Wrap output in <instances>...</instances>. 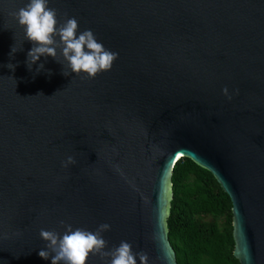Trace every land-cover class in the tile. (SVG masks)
I'll use <instances>...</instances> for the list:
<instances>
[{
	"label": "water",
	"instance_id": "water-1",
	"mask_svg": "<svg viewBox=\"0 0 264 264\" xmlns=\"http://www.w3.org/2000/svg\"><path fill=\"white\" fill-rule=\"evenodd\" d=\"M27 2L0 0V264H51L40 231L61 222L179 264L167 218L184 157L231 197L235 256L264 264V0H49L118 54L94 79L64 76L60 56L28 69Z\"/></svg>",
	"mask_w": 264,
	"mask_h": 264
},
{
	"label": "clouds",
	"instance_id": "clouds-1",
	"mask_svg": "<svg viewBox=\"0 0 264 264\" xmlns=\"http://www.w3.org/2000/svg\"><path fill=\"white\" fill-rule=\"evenodd\" d=\"M17 23L23 28L25 40L32 43V48L27 53L26 64L31 71L43 57L57 59L62 57L69 71H63L64 76L83 74L88 79H94L98 74L111 70L118 54L104 47L91 30L79 31L78 21L73 17L60 23L57 12L49 6V0H28L24 7L14 13ZM20 51L16 46L10 50V57ZM7 67L15 70V65ZM44 68L39 63L37 73ZM50 74V73H49ZM227 95V89L223 90ZM231 99V97H229ZM75 164V159L68 156L62 162V167L67 168ZM63 234L56 231L41 230L40 237L46 242L45 248L38 252L41 259L51 258V264H86L90 255L109 256V264H148L146 254L133 251L132 245L122 241L111 252H105L107 242L102 233L110 230V225L101 224L95 232L85 229H72L70 225Z\"/></svg>",
	"mask_w": 264,
	"mask_h": 264
},
{
	"label": "trees",
	"instance_id": "trees-1",
	"mask_svg": "<svg viewBox=\"0 0 264 264\" xmlns=\"http://www.w3.org/2000/svg\"><path fill=\"white\" fill-rule=\"evenodd\" d=\"M172 183L167 225L178 263L241 264L235 256L233 203L213 173L184 157L174 166ZM200 215L213 220L200 221Z\"/></svg>",
	"mask_w": 264,
	"mask_h": 264
},
{
	"label": "rangeland",
	"instance_id": "rangeland-1",
	"mask_svg": "<svg viewBox=\"0 0 264 264\" xmlns=\"http://www.w3.org/2000/svg\"><path fill=\"white\" fill-rule=\"evenodd\" d=\"M199 219H200V221L210 222V221L213 220V216H211V215H200ZM219 221L221 223H224L226 221V218L225 217H221V218H219Z\"/></svg>",
	"mask_w": 264,
	"mask_h": 264
}]
</instances>
